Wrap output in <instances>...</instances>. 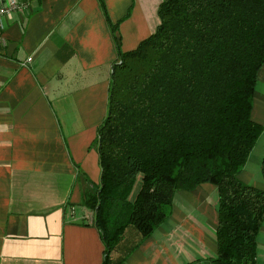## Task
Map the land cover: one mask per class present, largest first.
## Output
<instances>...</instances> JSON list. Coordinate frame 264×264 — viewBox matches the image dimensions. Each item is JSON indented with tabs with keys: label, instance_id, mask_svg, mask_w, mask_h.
<instances>
[{
	"label": "crops",
	"instance_id": "1",
	"mask_svg": "<svg viewBox=\"0 0 264 264\" xmlns=\"http://www.w3.org/2000/svg\"><path fill=\"white\" fill-rule=\"evenodd\" d=\"M4 19L0 50V264H100L103 243L82 205L100 180L93 142L121 51L158 25L163 0H27ZM28 58H31L29 61ZM251 117L263 127L240 180L264 189V64ZM218 194L203 183L178 190L169 216L145 239L132 229L121 264H195L216 254ZM81 220V223L73 221ZM256 264H264V221Z\"/></svg>",
	"mask_w": 264,
	"mask_h": 264
},
{
	"label": "trees",
	"instance_id": "2",
	"mask_svg": "<svg viewBox=\"0 0 264 264\" xmlns=\"http://www.w3.org/2000/svg\"><path fill=\"white\" fill-rule=\"evenodd\" d=\"M157 15L155 31L128 51L111 25L118 58L93 142L100 180L82 200L104 246L100 264H121L112 252L128 226L147 238L177 190L203 183L218 194L209 264H256L264 189L238 174L263 130L251 110L264 0H163Z\"/></svg>",
	"mask_w": 264,
	"mask_h": 264
},
{
	"label": "built area",
	"instance_id": "3",
	"mask_svg": "<svg viewBox=\"0 0 264 264\" xmlns=\"http://www.w3.org/2000/svg\"><path fill=\"white\" fill-rule=\"evenodd\" d=\"M27 0H0V50L6 45V38L4 36V19L15 13L18 9L23 11L28 8ZM31 58H28L29 61ZM90 222L93 221V217L89 216Z\"/></svg>",
	"mask_w": 264,
	"mask_h": 264
},
{
	"label": "rangeland",
	"instance_id": "4",
	"mask_svg": "<svg viewBox=\"0 0 264 264\" xmlns=\"http://www.w3.org/2000/svg\"><path fill=\"white\" fill-rule=\"evenodd\" d=\"M138 187H139V185H135V187H134V189H133V191H132V193H131V199H134V197H135V195H136V193H137V190H138ZM178 191V190H177ZM91 216L93 217V215L91 214ZM128 229H132L133 231H135L136 233H137V235H139V239H141L140 238V234L137 232V230L134 228V227H132V226H128L127 228H126V230H125V232H127V230ZM123 239L124 240H122V242L126 245V244H133L134 242H136L135 241V238L133 237V235L132 234H129V235H126L125 233H124V236H123ZM120 243H121V241H120ZM113 252H112V256H113Z\"/></svg>",
	"mask_w": 264,
	"mask_h": 264
},
{
	"label": "water",
	"instance_id": "5",
	"mask_svg": "<svg viewBox=\"0 0 264 264\" xmlns=\"http://www.w3.org/2000/svg\"><path fill=\"white\" fill-rule=\"evenodd\" d=\"M75 223H81V220H78V221H73ZM195 264H209V261H205V262H197Z\"/></svg>",
	"mask_w": 264,
	"mask_h": 264
}]
</instances>
